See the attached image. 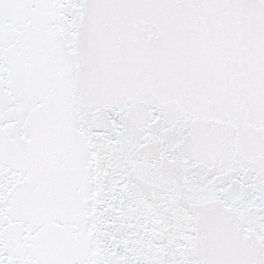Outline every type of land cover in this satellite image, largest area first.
<instances>
[{
  "label": "snow or ice",
  "instance_id": "obj_1",
  "mask_svg": "<svg viewBox=\"0 0 264 264\" xmlns=\"http://www.w3.org/2000/svg\"><path fill=\"white\" fill-rule=\"evenodd\" d=\"M0 264H264V0H0Z\"/></svg>",
  "mask_w": 264,
  "mask_h": 264
}]
</instances>
